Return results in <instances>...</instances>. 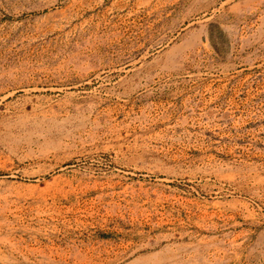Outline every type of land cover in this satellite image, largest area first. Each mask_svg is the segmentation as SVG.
Returning <instances> with one entry per match:
<instances>
[{
  "label": "rangeland",
  "instance_id": "obj_1",
  "mask_svg": "<svg viewBox=\"0 0 264 264\" xmlns=\"http://www.w3.org/2000/svg\"><path fill=\"white\" fill-rule=\"evenodd\" d=\"M0 264H264V0H0Z\"/></svg>",
  "mask_w": 264,
  "mask_h": 264
}]
</instances>
